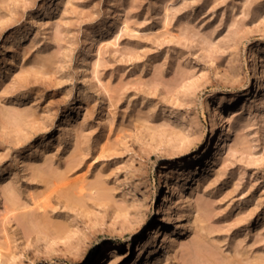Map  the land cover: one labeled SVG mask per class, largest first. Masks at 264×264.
I'll return each mask as SVG.
<instances>
[{
	"label": "rangeland",
	"instance_id": "rangeland-1",
	"mask_svg": "<svg viewBox=\"0 0 264 264\" xmlns=\"http://www.w3.org/2000/svg\"><path fill=\"white\" fill-rule=\"evenodd\" d=\"M255 54L264 0H0V264H264Z\"/></svg>",
	"mask_w": 264,
	"mask_h": 264
},
{
	"label": "bare ground",
	"instance_id": "bare-ground-1",
	"mask_svg": "<svg viewBox=\"0 0 264 264\" xmlns=\"http://www.w3.org/2000/svg\"><path fill=\"white\" fill-rule=\"evenodd\" d=\"M114 7H115V5H114ZM109 9H110V8H109ZM111 9H112V8H111ZM111 9L108 10V12H107V14H106V17H107V18H108V17L112 14V12L114 11V10H111ZM111 11H112V12H111ZM37 12H39V11H36V13H37ZM36 13H35V14H36ZM36 15H37V14H36ZM112 25H113V23H112ZM117 25H118V23H117ZM119 26H120V27H126L127 25L124 24V23H120ZM110 27H111V24H107V25L103 26L102 28H100L101 30H104V32H102V34L105 33L106 31H109V30H110ZM89 32H90V27L85 28V33H89ZM12 39H13V38L10 36L8 40L11 41ZM108 42H109V41L107 40L106 37L102 38L101 43H100V45H99V49H101L102 47H104V45L108 44ZM254 59H257V63L260 62V61H261V63L264 62V58H262V55H261V54H255ZM261 65H262V64H261ZM257 69H259V67L257 66V64H255V65H254V71H255V74H256V76H257V79H260V73L257 72ZM232 90H233V88L230 87V86H224V87H222L219 96L216 98V100L214 101V104H212V107L210 108V118H211L212 120L215 121V119H217V118H219V117L221 116V111H220L219 108H220L221 104L225 101V99H227V97L230 95V93H231ZM228 128L230 129L229 126H228ZM212 131H213V129H212ZM184 137H185V136H184ZM186 137H187V136H186ZM181 138H183V137H181ZM186 140H187V138H183V139H180L179 141L184 142V141H186ZM207 147H208V144H207ZM207 147L205 148V151H204V152H206ZM38 153L42 154V149H41V150H38ZM199 155H200V152H195V155H193V156H194L193 158H192V156H190V161L196 159V157H199ZM3 172H4V170H1L0 175H2ZM192 172H193V170H188V171H185V172H178V174H176L175 176H176V178H178V179H179V177L188 178ZM62 178H63V177H61V179H62ZM65 178H66V177H65ZM78 178H79V177H78ZM63 179H64V178H63ZM63 179H62L61 181H63ZM64 180H65V179H64ZM66 180H67V179H66ZM66 180H65V181H66ZM57 181H58V180H57ZM61 181H60V179H59V182H60V183H61ZM59 182H57V183H59ZM75 183H77L76 185H77L78 188L82 189V188L85 186V177H84V176H81V177L78 179V181L75 182ZM168 185H169V188H171V186H172L173 184L168 183ZM66 192H67L66 194H71V193H72V189L69 188V189L66 190ZM169 192H171V190H170ZM13 203H14V202H13ZM36 205H38V203H37ZM39 205H41V204H39ZM29 206H30L29 203H21V204H19V205L17 206V208H28ZM35 207H36V206H35ZM37 207H38V206H37ZM31 208H32V207H31ZM180 216H181V218H184V219L187 218V219H188V218L190 217V208H189V207H186L184 210H182V214H181ZM179 223H180V222H177V223H176L177 226H181ZM168 233H169V231H168V230H165V232H164V240H166V239L172 237V235L169 236ZM85 260H86V259H85ZM83 261H84V259L81 260V261H79L77 264H82ZM157 263H158L157 258H154L152 261L150 260V261H148L146 264H157ZM134 264H139V262H138V261H135Z\"/></svg>",
	"mask_w": 264,
	"mask_h": 264
}]
</instances>
